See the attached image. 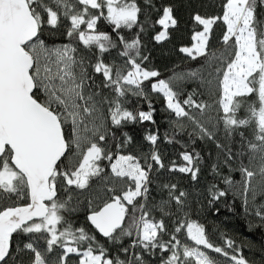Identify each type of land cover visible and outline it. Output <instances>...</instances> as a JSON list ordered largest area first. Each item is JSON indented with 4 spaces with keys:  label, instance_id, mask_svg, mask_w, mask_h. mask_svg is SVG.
I'll return each mask as SVG.
<instances>
[{
    "label": "snow or ice",
    "instance_id": "snow-or-ice-1",
    "mask_svg": "<svg viewBox=\"0 0 264 264\" xmlns=\"http://www.w3.org/2000/svg\"><path fill=\"white\" fill-rule=\"evenodd\" d=\"M220 9L192 14L191 43L178 48L203 63L165 79L146 66L141 33L159 26L152 39L170 40L179 26L172 3L0 0V264H151L157 252L159 264H220L210 253L225 264H257L243 252L251 242L222 234L223 245L213 243L205 224L189 217L191 194L177 183L159 184L166 198L153 197L162 171L199 184L203 157L194 145L210 141L219 183L201 197L213 206L234 190L264 228V0H221ZM101 21L110 30H100ZM219 24L223 47L213 49ZM113 50L119 62L106 58ZM187 83L197 87L185 93ZM152 93L164 100L172 134L146 129L148 151L125 152L136 145L129 126L156 125ZM161 140L181 145L183 163L166 166ZM182 230L191 244L178 238ZM259 252L264 264V242Z\"/></svg>",
    "mask_w": 264,
    "mask_h": 264
},
{
    "label": "trees",
    "instance_id": "trees-1",
    "mask_svg": "<svg viewBox=\"0 0 264 264\" xmlns=\"http://www.w3.org/2000/svg\"><path fill=\"white\" fill-rule=\"evenodd\" d=\"M156 7L159 8L162 4L172 3L176 9V16L179 19V26L177 29L170 30L171 38L168 41L163 43H156L152 36L159 31V26H150L146 28L144 33H141V38L144 47V54L149 55V61L146 62V66L149 68L157 69L161 72V78H168L173 74V72H186L191 69L199 68L200 64L203 63L201 59L195 61L190 60L183 54L178 51V48L182 45H189L191 43L190 37L193 30V22L191 20V15L199 11L202 15H216L219 14L221 9V0H153ZM140 3H143V0H140ZM152 21H154L158 13L153 12ZM143 19V17H142ZM152 21H149L151 24ZM100 30L108 31L110 30L109 26L101 21L98 25ZM197 30H199L197 28ZM138 31V29L134 30ZM224 31V26L219 24L215 27L212 39L210 41V46L213 49L222 48L221 36ZM126 36H131L133 32L125 31ZM66 42L63 36H58L56 38V43ZM106 58L111 62L115 59L119 62V57L115 50L112 51L110 55L106 54ZM196 83H187L184 86L185 93L192 91L196 88ZM153 107L156 109L155 119L156 125L148 124L147 122L144 125H134L129 126L128 131L133 134L136 138V145L131 146L130 148L124 149L123 151H148L149 145L142 140V136L146 129L156 130L159 129L161 137L165 133L169 135L172 134V126L170 123V115L165 110L164 100L162 96L158 94H150ZM183 98V97H182ZM202 99L207 100L209 103H212V98L208 97L205 94ZM136 100L133 98V106H135ZM139 104L147 110V104L144 101H139ZM243 114V112L241 113ZM212 115H215V112H212ZM177 139H180L183 143L189 145V150L193 147L190 144L188 136L185 134H180L177 136ZM217 139L222 143H227L224 138L223 132H220L217 136ZM160 151L163 155L166 166L169 165L173 160L177 164L183 163L180 160L179 153L184 149L180 144H168L161 140ZM196 151L200 152L203 157L201 163L202 173L199 184L191 182L189 177L181 174L179 172L169 173L167 171H162L159 174V178L153 184V197L155 201H159L161 197L166 198V192H161L159 189V184L161 183H177L179 187L183 190L188 191L191 195L189 196V204L191 205L189 217L191 219L198 220L200 223L205 224L210 239L213 243L217 245H223L224 236L230 237L236 240L238 245H247L251 242L254 247L249 248L247 246L243 247L244 254L249 259H255L257 264H259L260 252L259 248L261 242H264V228L258 229L256 225L259 223V219L252 216L250 212H246L242 203V199L234 194L233 191H229L228 195L225 198H222L220 202L213 206H207L206 201L201 197V193L205 191L206 186L211 183H219L217 179H214V176L211 173V165L216 162L217 157L219 156V150L216 149L215 144L210 141H197L194 145ZM113 151L116 149L113 147ZM107 164V162H105ZM227 172V170H225ZM233 178L239 179L237 173L233 172ZM221 188L226 187L223 184H220ZM259 196L257 200L259 201ZM26 201H19V203H25ZM11 204V201L7 202ZM219 208L217 212L215 209ZM85 210L77 214V223H84ZM157 219L160 218L158 212L153 213ZM181 218H183L182 214ZM176 216L166 219L169 231L171 232L175 224ZM169 237L165 236V239ZM178 238L182 242H187L191 244V241H188L184 231L178 234ZM215 256L220 264H225V259L220 257L219 254L210 253ZM166 255V254H165ZM161 254L157 252L156 256L151 258V264H159Z\"/></svg>",
    "mask_w": 264,
    "mask_h": 264
}]
</instances>
